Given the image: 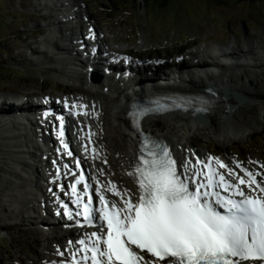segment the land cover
Masks as SVG:
<instances>
[{"label":"rangeland","instance_id":"obj_1","mask_svg":"<svg viewBox=\"0 0 264 264\" xmlns=\"http://www.w3.org/2000/svg\"><path fill=\"white\" fill-rule=\"evenodd\" d=\"M74 1L79 5L80 0ZM82 1V10L88 12L89 17L93 19V25L99 23L102 37L112 48H119L146 59L164 58L169 61L180 54L185 56L194 52L208 55L220 49L229 50L235 48L231 45L232 42H237L239 48H251L256 54V59H260L259 62L264 67V49L260 48L264 46V0ZM54 3L59 4L56 0H0V97H7L5 91H42L54 95H69L78 91L83 93L79 97L86 96L89 100H97L96 92L103 95L105 88L101 85L88 89L81 79L65 78L56 71L42 72L33 65V61H37L40 56H47L53 58L54 66L62 72V67L69 66L59 61L62 53L59 48L67 49L68 41L80 33L78 26L82 25V21L72 24L76 28L75 32L71 30V24L66 26L65 23L55 27L56 31L50 28V22L63 20L62 14L65 13L58 10L59 7H54ZM50 15L52 17H49ZM62 39L65 41H61ZM251 59L253 58L250 57ZM212 60L221 63L218 58ZM248 70L254 76L258 75L259 81L264 80V69ZM247 85L259 91L260 97H264L263 84L259 85L251 79L247 80ZM107 95L111 93L108 92ZM248 99L250 101L246 103L257 108L260 107L259 103H262L253 97ZM106 109L109 112L112 107L108 105ZM111 122L112 120L109 123ZM180 134L184 143L195 146L201 153L212 152L219 156L222 154L214 137L209 139L197 135L185 126L180 127ZM5 136L6 132L0 127V137ZM168 137L178 140L174 136ZM26 140L23 141L27 142ZM0 143L4 146L0 148H5V151L0 152V226L3 227L2 230L6 229L0 231V264H19L20 261H16L18 257L24 264H29L36 260L34 256L43 252L41 248L47 246L48 242L45 238L38 243L34 242L30 233L9 228L21 224V221L16 220L12 214L11 210L18 211L12 206L14 201L11 203L4 197L7 185H11L8 182L18 181L11 177L7 170L13 169L23 173L20 171L21 166L16 163L19 160L18 155L14 153L17 148H9L11 144L17 145V142L0 140ZM227 153L244 161L251 157L264 162V133H250L242 140H237L230 145ZM101 164L105 166L106 162Z\"/></svg>","mask_w":264,"mask_h":264},{"label":"snow or ice","instance_id":"obj_2","mask_svg":"<svg viewBox=\"0 0 264 264\" xmlns=\"http://www.w3.org/2000/svg\"><path fill=\"white\" fill-rule=\"evenodd\" d=\"M200 102L208 103L203 98ZM172 103L184 108L190 101ZM168 109L167 104L154 99L150 104L135 106L132 116L142 122ZM58 119V136L67 149L64 118ZM134 126L140 144L128 175L137 185L135 198L127 189L121 192L112 184L110 191L120 201L110 202L98 187L99 207L95 208L88 195L90 186L81 174L71 186L80 209L75 215L86 222L82 226L97 230L79 241H69L74 247L68 249V264H264V179H257L264 177V172L237 164L244 174L241 176L212 158L218 168L233 177L229 181L210 161H196L199 168L189 160L178 162L166 143L143 135L140 123ZM67 154L72 155L71 151ZM81 183L86 199L77 190ZM64 214L74 219L71 211ZM56 254L65 255L59 248Z\"/></svg>","mask_w":264,"mask_h":264},{"label":"bare ground","instance_id":"obj_3","mask_svg":"<svg viewBox=\"0 0 264 264\" xmlns=\"http://www.w3.org/2000/svg\"><path fill=\"white\" fill-rule=\"evenodd\" d=\"M59 6L64 7L63 4H60ZM74 8H77L79 10L78 14L76 12L74 16H72V14H69V16H62L65 19L64 22L66 26L73 21H78V19L88 21V23H90L91 19L86 18L87 16L83 14V12L81 11V7L75 5ZM49 17L52 16L50 15ZM56 20L57 21L54 20V23L50 22V28L55 29V27H60V25L64 24V22L61 21L62 19ZM91 26L93 32H96L98 37H100V34L97 30L98 23L95 26L89 24L88 27ZM68 27L70 31V26ZM61 41L65 40L62 39ZM101 42L104 43L103 45H106V41L104 39L101 40ZM72 43H74L73 38L72 40L68 41L67 44L69 46L67 47L66 52H63L62 49L64 50V48L61 47L59 48V50H61L62 53L68 55H73L76 53V56L78 57V54L74 49ZM79 44L82 45V43ZM56 48L58 49V46H56ZM108 48L110 49V47ZM260 48L264 49V46H260ZM218 52L220 54V57H227L230 55V52H228L227 50L220 49ZM46 53L47 52H45V54ZM239 53L240 55L243 54L244 56L253 58V65L249 64L248 66H244V64L239 61L237 65L228 67V69L224 68L223 66L215 65L214 70H209L208 66L205 67V65H203L205 62L203 59V64L199 62V65L197 66L199 71L209 70L208 72L201 73L203 74V76L196 77L193 75H178L175 78H167L165 77V75L158 73L159 71H157L154 72V74H158L153 75L155 76L154 78L157 79H155L154 81H150V78H147L148 80L144 79L145 73H143V79L138 80L135 83H132L128 79L126 82H122V86L120 87L119 85L121 82L115 83L110 81V79L105 80L103 84H94L93 86L101 85L103 88L108 89L111 93V95H101L99 94V92H96L98 95L97 100L90 99L82 101L73 99L71 97H65L64 103L67 102V104L70 105V109H72L73 111H83L85 113L83 117L78 119V122H83L86 128H90L92 130L91 138L93 139V147L97 151V153L100 154L99 157L95 156L90 162V158L87 159V154L83 153L84 151L82 150V154L79 155V152L76 153L75 158L81 162L84 168L89 169L90 172H95V177L98 178L99 181L104 185V189L106 191H110L111 185L115 184L119 191L123 192L125 189H127L128 192L133 194V198H135V184L133 178L130 177L128 173L129 171H132L131 165L134 162L137 153L135 140L136 133L134 132L132 125L128 123V118L133 104V98L143 97L146 94L150 95L154 93L156 91L154 90V86L157 88L162 87L166 88L167 90H176L182 92L190 91V89H197L199 87L206 88L215 86L224 91H227L229 89L231 92L239 93V95L241 94L247 99L249 97H253L256 100L262 101V103H259L260 107L258 108L255 106L248 105L246 102L239 104V102L237 101L235 110L232 111V113H230L227 117H224V114L222 112L208 114V121L206 123L199 122L195 120V118H193L192 116L182 113H174L165 116L147 117L144 122L147 131L170 143H172V140L168 136H174L175 138H177L178 143L175 146H179L182 149L183 152L179 151V154L183 155L185 159H189L190 155L194 154L199 158L198 161L202 163V155L198 153L195 147H187V145L189 144L184 143V139L180 134V127L183 126L189 127L195 134L203 136L205 138L210 139L214 137L216 142L219 144V148L221 149L222 154L224 156L228 155L227 149L237 140H242L245 136L249 135L250 133H264V97H260L259 91H257L256 89H251L247 85V80L251 79H254L255 82L259 85H264V80L259 81L260 77L258 75L254 76L252 72L248 70L249 68L259 70L261 68L264 69V67L262 63L259 62L261 60L256 59V54L251 48L247 50L239 48ZM196 55L198 54L193 53L189 56L193 57ZM43 58L45 59L46 64L51 65L54 62L51 58L47 56ZM177 58L181 59L182 55H179ZM182 59L183 61L184 59L186 60V58L184 57ZM137 60L139 59L137 58ZM145 63H147V61H145ZM148 63L154 64L153 61H148ZM155 63H157L156 68H163L160 66L159 61L155 60ZM180 65H182V62L178 60L177 66ZM147 66L150 65L148 64ZM245 67L249 68L247 69ZM51 70L56 71L59 74H63L65 78L79 79V74L74 70L62 72L57 69V67L52 68ZM199 71L198 73H200ZM163 79H166V81H163ZM141 84H149L150 86L142 87ZM139 87L140 89L138 91H134ZM123 100H125V102H123ZM2 102H4V100L0 99V103ZM8 104L12 106L15 105V102H9ZM108 105L112 107V110L109 112L106 109ZM11 108L15 107L13 106ZM64 109H66L65 106ZM93 110L95 111V114H93ZM110 120H112L111 123H109ZM18 124L19 123H17V125H7V130L5 129L4 132H6L8 136H5L3 138L0 137V140H13L17 143L20 142V144L17 145L11 144L9 148L15 150L16 148H18V150L14 152L18 156L29 155V159H31L32 157L31 160H33L34 164L31 165L29 163H26L21 159V156L20 159L16 161V163L22 166L23 169H21V172L23 170L24 175L16 172L13 169L7 170V173L10 174L11 177L16 178L19 182L16 184L14 182L9 181L8 184L11 185H7L5 189L6 194H4V197L7 198V200L11 203H13L14 201V205L21 209V211L11 210L15 219L21 221V224H15L17 226H11L9 228L13 227L15 231L17 229H21L23 233H30L33 236L34 242L37 243L42 241V239L44 238L47 240V246L41 248L43 252L39 254L36 253L37 255L34 256L36 260H33L29 264H51L52 261H64L65 264H68V262L66 261V251L72 246L69 244V241L79 240L80 233H77L76 231L69 232L68 230H65L64 226L59 221H57V225L54 224L57 219L53 218L52 216V220L48 219L49 221L53 222V224H51L50 222H48V220L45 219V217H43L42 212H44L45 215L50 214V211L48 209H50V206H55L56 202V198L51 197V192L55 191L54 184H56L55 182L63 181V176H65L63 175V173L65 172V169L71 170L74 168V166L71 165V162L65 157L66 149L62 147L63 145H59L58 149L56 150L57 144H53V151L55 148L54 153L48 148L42 149L39 144L36 143L40 139L37 134H32L31 139L28 142V147L31 148L33 152H22L21 148L26 146L22 145L23 142L21 140L26 136L18 130L21 125L19 124L18 126ZM38 126L39 125H34L33 128L35 129ZM109 126L111 128H109ZM43 127L45 132H47L48 123H45ZM13 129H15L16 132L13 131ZM14 132H19L18 136H16ZM49 134H51V132H49ZM64 140L66 141L65 143H67V139ZM0 147L4 146H2L0 143ZM3 151H5V148H0V152ZM34 152H37L38 154H34ZM39 154L41 155L38 156ZM228 157L231 158L230 156ZM53 159L57 162L61 172L51 170V166L54 169L53 163L51 161ZM104 161L106 162L105 166L101 164ZM191 162L196 163V161L194 160H191ZM237 163L238 162H236V160H233V163L229 164V168H231L233 172L236 171L235 164ZM62 164L64 168L62 167ZM65 165L67 166V168L65 167ZM196 166H199V163H196ZM248 166L249 167H247L246 169H249L251 171L264 172V167H262L259 162L252 161ZM47 171L49 173H47ZM70 173L71 171L66 174V176H68ZM49 189L52 190L50 191ZM113 200L120 201V197L116 196L113 198ZM8 206L10 207V205ZM42 207H44V210ZM29 213L38 215L37 217L26 216ZM39 213H41V215ZM7 218L10 219V216L7 215ZM4 226L7 227V225ZM23 227H26V229L24 230ZM2 229L3 227L0 226V231H6V229ZM54 231H56V235L52 233ZM84 232L87 233L88 231L84 230ZM57 248H59L65 253L63 257L56 254ZM19 258L20 257H18L16 261H20L18 262L19 264H24V262H22ZM9 264L14 263L10 262Z\"/></svg>","mask_w":264,"mask_h":264},{"label":"water","instance_id":"obj_4","mask_svg":"<svg viewBox=\"0 0 264 264\" xmlns=\"http://www.w3.org/2000/svg\"><path fill=\"white\" fill-rule=\"evenodd\" d=\"M236 95V97H238V96H241V98H242V100H243V102H248V101H250V100H248L245 96H243V95H239V94H235ZM202 122H207L206 121V119H202Z\"/></svg>","mask_w":264,"mask_h":264}]
</instances>
